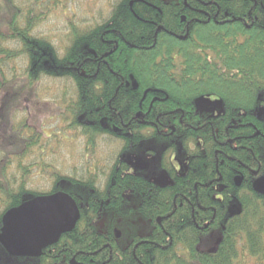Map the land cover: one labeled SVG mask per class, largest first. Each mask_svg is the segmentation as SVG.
Wrapping results in <instances>:
<instances>
[{
    "label": "trees",
    "instance_id": "16d2710c",
    "mask_svg": "<svg viewBox=\"0 0 264 264\" xmlns=\"http://www.w3.org/2000/svg\"><path fill=\"white\" fill-rule=\"evenodd\" d=\"M67 1L0 0V231L8 210L38 196L64 192L82 207L72 232L16 264H264V28L246 26L264 0L217 1L219 18L193 21L186 41L181 10H204L198 0H120L108 20L71 24L59 54L36 30ZM49 81L62 99L43 98ZM201 98L222 110L201 112ZM49 119L59 122L52 134ZM71 136L88 147L117 140L121 158L155 140L187 170L166 164L171 183L161 186L119 158L102 187L70 178L47 164L43 146ZM38 167L54 180L47 194L28 189Z\"/></svg>",
    "mask_w": 264,
    "mask_h": 264
},
{
    "label": "rangeland",
    "instance_id": "374dc122",
    "mask_svg": "<svg viewBox=\"0 0 264 264\" xmlns=\"http://www.w3.org/2000/svg\"><path fill=\"white\" fill-rule=\"evenodd\" d=\"M17 1L28 5L30 0ZM119 1H67L65 9L58 7L53 9V12L44 15L45 20L36 30L38 31L37 34L49 38L58 53L62 54L68 44L67 37L70 33L71 24L87 29L104 20H108L112 15L114 6ZM43 3H46L43 6L50 7L49 0H43ZM62 92V85L58 82H44L41 86V95L46 100H53V98L62 99ZM221 105L219 100L215 99L214 101L212 98H201L197 101L198 109L208 114L215 113L216 111L220 112L222 110ZM58 126L59 122L57 119H49L45 122L44 130L47 134H52L54 129H58ZM69 139L65 143H59L55 137H52L50 140H44L43 147L45 149L44 154L47 164L70 178L82 181H88L92 178L91 180L94 181L95 177H97L96 181L102 187L106 181L109 167L116 159L121 158L119 152L122 149V144L117 140L107 137L95 142L94 147H88L87 143L81 138H73L71 136ZM135 150L138 151L135 152ZM162 152L163 149L155 146V140H150L146 144L133 148L121 160L126 161L130 166L129 170L131 173L142 174L157 184L164 186L171 183L166 170L177 168L175 166H178L176 163L179 160L170 155L167 158L168 154L164 156ZM163 158L167 159V163H165ZM25 164L30 165L29 162H25ZM166 164H169L170 168L166 167ZM40 171L39 167L33 170L28 189L36 193L47 194L52 190L54 180L46 178L43 174H40ZM12 173H15L19 177L16 169ZM15 260L14 257L10 258L0 249V264H16Z\"/></svg>",
    "mask_w": 264,
    "mask_h": 264
},
{
    "label": "water",
    "instance_id": "95a60500",
    "mask_svg": "<svg viewBox=\"0 0 264 264\" xmlns=\"http://www.w3.org/2000/svg\"><path fill=\"white\" fill-rule=\"evenodd\" d=\"M130 5L132 6L133 2ZM134 88L137 89L136 84ZM243 180L241 176L236 177V185L241 186ZM256 190L264 194V177L256 182ZM81 208L64 192L31 199L4 214L0 245L14 258L39 257L43 249L55 245L63 235L74 230L80 218ZM160 222L161 219H158V223ZM115 232L117 239H120L121 232Z\"/></svg>",
    "mask_w": 264,
    "mask_h": 264
},
{
    "label": "flooded vegetation",
    "instance_id": "af4514ba",
    "mask_svg": "<svg viewBox=\"0 0 264 264\" xmlns=\"http://www.w3.org/2000/svg\"><path fill=\"white\" fill-rule=\"evenodd\" d=\"M200 3H201V5H202V8L204 9V10H202V9H200V8H190V11L188 12V11H186L185 9H182L181 10V12H184V14L185 15H183L181 18V24H180V30H179V32H181V34H179V39L180 40H182V41H186L187 40V38L190 36V26H191V23L193 22V21H196V22H198V23H204V22H208V21H214L215 22V20H217L218 18H219V10H218V8H217V1H219V0H198ZM184 5L185 6H187V0H184ZM254 6H253V8L250 10V13H249V16H250V24H247L246 26H247V28H253L254 26H256V27H262V28H264V26H263V22H264V18H263V16H264V8H263V6H260L261 8H259V10H258V12H257V10H256V6L258 5V3L257 2H255L254 1V4H253ZM255 10V12H257L258 13V15L256 16L255 15V13L253 12ZM193 12H199V14H200V16H201V18L202 19H196V20H189V21H187V19L188 18H190L191 17V13H193ZM225 17H228V14H225ZM224 17H221V19H223ZM233 21H230V20H226L225 21V23H227V24H231ZM109 32V30L106 32V33H108ZM108 37V36H107ZM102 38H103V36H102ZM104 43H106V44H108L110 47H112V45H114L113 43H115L116 44V41L115 40H110V39H105L104 40ZM118 48V47H117ZM206 54H211V53H209V52H206ZM214 100V99H213ZM215 101V100H214ZM216 113V112H215ZM214 116H218V114H214L213 115V117ZM200 124V123H199ZM201 128V127H200ZM199 129V128H198ZM197 139H199L200 140V146H201V138L200 137H198ZM200 146L198 145V147L200 148ZM196 147H197V145H194L193 144V149H195L196 150ZM198 148V149H199ZM168 158V157H167ZM176 165H178V166H175V167H177V168H173L174 169V171L176 172V173H178V174H181V173H184V172H186V170H187V165H188V161L186 162V160L184 161V162H181V161H178L177 163H176ZM166 185H168V184H166ZM104 186V185H103ZM161 186H163V185H161ZM54 246V245H53ZM73 262V261H72ZM73 264V263H72ZM75 264V263H74Z\"/></svg>",
    "mask_w": 264,
    "mask_h": 264
}]
</instances>
